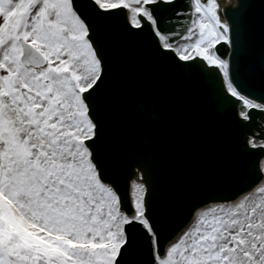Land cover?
<instances>
[{
	"label": "snow or ice",
	"instance_id": "snow-or-ice-1",
	"mask_svg": "<svg viewBox=\"0 0 264 264\" xmlns=\"http://www.w3.org/2000/svg\"><path fill=\"white\" fill-rule=\"evenodd\" d=\"M180 7L199 14L183 33L198 28L194 43L173 36L169 19ZM249 7L264 14V0ZM219 8L217 0H0V264H264V184L259 202L246 195L194 207L172 242L144 184L124 202L107 150L102 97L113 67L97 17L130 16L129 29L150 31L184 70L212 66L242 118L264 109V61L258 101L215 47L240 45L241 22L228 13L234 35Z\"/></svg>",
	"mask_w": 264,
	"mask_h": 264
},
{
	"label": "water",
	"instance_id": "water-1",
	"mask_svg": "<svg viewBox=\"0 0 264 264\" xmlns=\"http://www.w3.org/2000/svg\"><path fill=\"white\" fill-rule=\"evenodd\" d=\"M248 1L252 5L260 2L242 0L241 9L227 12L241 22L240 45H234L232 61L260 100L264 61L260 29L264 25ZM244 12L250 18L248 25L242 20ZM190 17L188 13L183 27H170L176 41L185 36ZM229 17L233 22V16ZM96 25L113 67L102 97L111 166L125 203L131 201L132 179L139 178L137 168L142 172L148 188L145 198L157 205L161 230L173 240V228L188 221L194 207L235 200L263 180L260 159L264 152L248 145V135L263 112L250 109V121L239 118L237 99L226 98L220 75L209 71L212 67L182 69L160 53L150 31H131L124 15L97 17ZM259 36L263 38L257 43L261 52L246 63L245 40L254 43ZM224 47H219L222 55L227 52ZM256 64L260 68H247ZM146 250L145 238L142 259L150 261Z\"/></svg>",
	"mask_w": 264,
	"mask_h": 264
},
{
	"label": "bare ground",
	"instance_id": "bare-ground-1",
	"mask_svg": "<svg viewBox=\"0 0 264 264\" xmlns=\"http://www.w3.org/2000/svg\"><path fill=\"white\" fill-rule=\"evenodd\" d=\"M217 2L220 4V8L218 9V11L221 13V19L227 21L225 19V17L223 16L222 11H223L224 7L227 6L230 3V0H217ZM126 8H128V7L126 6ZM129 13H130V11H129ZM129 19H130V16H129ZM193 41L194 40H190L191 43ZM257 121H258L257 122L258 125H257L256 129H254L253 132L249 135L250 144H251L252 147H259V146L264 147V144L260 143L261 141H264V116H262V115L259 116ZM253 140H255L257 143H253ZM261 170L264 173V158L262 159ZM137 172H138L137 174H138L139 178L134 177L132 179V181H131V196H132V200L133 201L135 200V194H136V191H137V185L138 184H144L143 181H142V178H141L142 177V172L139 171L138 168H137ZM262 184H264V180L258 182L254 186L255 189L253 191H250V192L242 195L237 200H232L230 202H214V203H211V204L206 205V206H210V205L215 204V203H224V204L236 203V202L240 201L246 195L249 196L250 199H255V200H257V202H259L262 194L260 192H258V189L260 188V186Z\"/></svg>",
	"mask_w": 264,
	"mask_h": 264
},
{
	"label": "rangeland",
	"instance_id": "rangeland-1",
	"mask_svg": "<svg viewBox=\"0 0 264 264\" xmlns=\"http://www.w3.org/2000/svg\"><path fill=\"white\" fill-rule=\"evenodd\" d=\"M199 15V14H198ZM198 15H197V17H198ZM198 35H199V29L198 28H196V32H195V37H196V39L198 38ZM195 39V38H194ZM196 39L192 42V43H194L195 41H196ZM185 43H191L190 42V40H187V41H183V42H181V43H179V44H185ZM175 242V241H174Z\"/></svg>",
	"mask_w": 264,
	"mask_h": 264
}]
</instances>
